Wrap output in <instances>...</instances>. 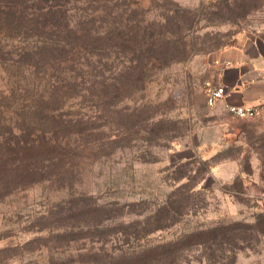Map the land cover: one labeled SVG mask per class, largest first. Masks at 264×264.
Masks as SVG:
<instances>
[{
  "label": "rangeland",
  "instance_id": "374dc122",
  "mask_svg": "<svg viewBox=\"0 0 264 264\" xmlns=\"http://www.w3.org/2000/svg\"><path fill=\"white\" fill-rule=\"evenodd\" d=\"M88 2L106 34L120 22L190 56L120 99L70 103L81 124L59 137L70 152L57 173L0 193V264H105L164 243L181 248L178 264H264V108L237 119L204 94L223 51L264 37V0ZM7 87L0 74V92ZM37 115L21 134L33 145L45 131ZM12 117L0 105L3 150L14 140ZM167 206L183 214L178 223L149 234V217Z\"/></svg>",
  "mask_w": 264,
  "mask_h": 264
},
{
  "label": "trees",
  "instance_id": "16d2710c",
  "mask_svg": "<svg viewBox=\"0 0 264 264\" xmlns=\"http://www.w3.org/2000/svg\"><path fill=\"white\" fill-rule=\"evenodd\" d=\"M88 5V0H0V74L8 86L0 92V105L11 107L14 138L7 150L0 143V193L57 173L53 169L70 152L59 137H71L81 124L67 110L72 101L120 99L138 84L147 85L156 68L190 56L186 50H163L168 41L151 31L126 33L120 22L108 35L103 20L96 25ZM30 114H39L35 123L45 126L40 145L21 136ZM180 215L172 207L158 209L148 219L156 223L149 234L170 228ZM212 235L217 240L220 233ZM180 249L158 244L130 258L112 254L105 264H178Z\"/></svg>",
  "mask_w": 264,
  "mask_h": 264
},
{
  "label": "crops",
  "instance_id": "0c3cea01",
  "mask_svg": "<svg viewBox=\"0 0 264 264\" xmlns=\"http://www.w3.org/2000/svg\"><path fill=\"white\" fill-rule=\"evenodd\" d=\"M209 80L227 88L226 102L264 108V37L254 35L223 51L213 63ZM215 107L225 110L223 102Z\"/></svg>",
  "mask_w": 264,
  "mask_h": 264
},
{
  "label": "built area",
  "instance_id": "2783aa9c",
  "mask_svg": "<svg viewBox=\"0 0 264 264\" xmlns=\"http://www.w3.org/2000/svg\"><path fill=\"white\" fill-rule=\"evenodd\" d=\"M204 94L206 103L209 107H215L217 104L223 102L225 111L232 117L237 119H250L259 113L258 108L248 107L245 105L233 104L225 101L228 95L227 88L216 84L212 80H207L204 83Z\"/></svg>",
  "mask_w": 264,
  "mask_h": 264
}]
</instances>
